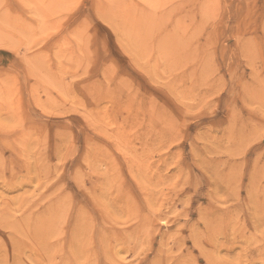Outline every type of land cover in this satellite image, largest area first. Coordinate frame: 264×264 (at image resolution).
I'll use <instances>...</instances> for the list:
<instances>
[{
    "label": "rangeland",
    "instance_id": "1",
    "mask_svg": "<svg viewBox=\"0 0 264 264\" xmlns=\"http://www.w3.org/2000/svg\"><path fill=\"white\" fill-rule=\"evenodd\" d=\"M0 264H264V0H0Z\"/></svg>",
    "mask_w": 264,
    "mask_h": 264
},
{
    "label": "bare ground",
    "instance_id": "2",
    "mask_svg": "<svg viewBox=\"0 0 264 264\" xmlns=\"http://www.w3.org/2000/svg\"><path fill=\"white\" fill-rule=\"evenodd\" d=\"M115 259V258H114Z\"/></svg>",
    "mask_w": 264,
    "mask_h": 264
}]
</instances>
